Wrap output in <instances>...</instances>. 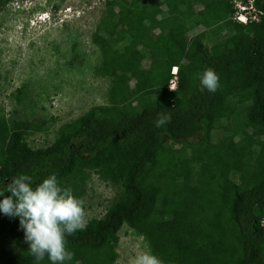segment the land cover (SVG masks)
<instances>
[{"label": "trees", "instance_id": "1", "mask_svg": "<svg viewBox=\"0 0 264 264\" xmlns=\"http://www.w3.org/2000/svg\"><path fill=\"white\" fill-rule=\"evenodd\" d=\"M198 2L107 0L95 40L113 77L114 104L61 125L48 146L26 141L39 127L8 128L0 117V188L20 174L33 187L55 174L82 198L92 172L121 188L102 218L67 237L75 255L65 264H116L124 225L145 227L163 264H264V0H253L257 20L247 24L233 19L230 0H215L203 15ZM192 27L200 29L196 42L186 39ZM139 47L149 55L147 69L140 68ZM173 67L176 89L170 91ZM209 68L220 77L216 92L201 85ZM168 110L171 122L156 127L158 114ZM216 130L222 135L212 143ZM176 145L190 149L192 158L182 164L181 185L159 201L162 187L153 173L160 149L172 158ZM0 264H37L19 218L2 212ZM39 264L51 261L45 256Z\"/></svg>", "mask_w": 264, "mask_h": 264}, {"label": "rangeland", "instance_id": "2", "mask_svg": "<svg viewBox=\"0 0 264 264\" xmlns=\"http://www.w3.org/2000/svg\"><path fill=\"white\" fill-rule=\"evenodd\" d=\"M106 1L0 0V117L6 119L8 128L19 124L39 127V131L25 135L32 148L51 144L61 125L78 119L88 110L114 104L110 98L113 77L108 70L110 67L103 63L106 57L100 42L95 40L96 34L100 35L97 26L106 12ZM171 1L166 0V4ZM214 1L199 0L197 15L210 11ZM230 1L237 7H234L233 17L241 11L238 5L248 6L247 12L250 9L249 2L246 5L241 0ZM119 31L120 28L115 29L113 38ZM199 32L200 29L192 27L186 39L198 41ZM126 36H131L128 30ZM118 46L121 47V43ZM138 51L144 55L140 68L147 69L149 55L140 47ZM122 71L120 64L118 73ZM133 84L134 81L130 86ZM221 135L220 130L214 131L211 142L216 143ZM173 150H177V154L165 158V150L160 149L161 156L153 173L154 182L162 187L159 201L181 185L182 164L186 166V160L192 158L190 149L183 150L176 145ZM196 165L191 163L190 167L195 169ZM234 176L231 173L228 180H233ZM120 190L118 185L89 173L82 197L86 223L102 218ZM145 229L126 225L120 229L115 245L116 264H129L141 251H150L160 259Z\"/></svg>", "mask_w": 264, "mask_h": 264}, {"label": "clouds", "instance_id": "3", "mask_svg": "<svg viewBox=\"0 0 264 264\" xmlns=\"http://www.w3.org/2000/svg\"><path fill=\"white\" fill-rule=\"evenodd\" d=\"M203 89L216 92L220 77L214 69H206L200 77ZM174 91V90H173ZM171 111L160 112L156 127L170 123ZM10 193V195H6ZM0 212L10 218H19L25 243L37 264L48 257L51 264L72 261L74 252L67 248V237L86 227L85 201L74 195L73 190L62 187L55 174L33 187L30 176L20 174L5 187L0 188ZM129 264H163L150 251H141Z\"/></svg>", "mask_w": 264, "mask_h": 264}, {"label": "built area", "instance_id": "4", "mask_svg": "<svg viewBox=\"0 0 264 264\" xmlns=\"http://www.w3.org/2000/svg\"><path fill=\"white\" fill-rule=\"evenodd\" d=\"M249 10L248 12L246 11V7H241V5H238V8H241V11L239 13H235L236 15H234L233 19L241 24H247L248 21H256L257 20V14L255 13V10L253 8V0H249ZM231 3H233L231 1ZM234 7H236V5H234ZM237 8V7H236ZM177 67H173L171 69V75L172 80L170 81V85H169V90L173 91L176 89V79H177ZM262 225H264V219L262 220Z\"/></svg>", "mask_w": 264, "mask_h": 264}]
</instances>
